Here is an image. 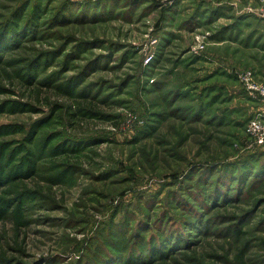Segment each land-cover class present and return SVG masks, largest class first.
<instances>
[{"label":"rangeland","instance_id":"1","mask_svg":"<svg viewBox=\"0 0 264 264\" xmlns=\"http://www.w3.org/2000/svg\"><path fill=\"white\" fill-rule=\"evenodd\" d=\"M11 21L37 32L0 57V264H264L239 77L264 85V0H0Z\"/></svg>","mask_w":264,"mask_h":264},{"label":"trees","instance_id":"2","mask_svg":"<svg viewBox=\"0 0 264 264\" xmlns=\"http://www.w3.org/2000/svg\"><path fill=\"white\" fill-rule=\"evenodd\" d=\"M21 21H22L21 18L20 19L17 18V20H15L14 22H16L18 24V22H21ZM14 22L11 21L10 22L11 24L8 27H5L4 30H0V57L4 55V52L2 49H6V48H8V46H10L12 44H13V46H11V47H15V45H18L21 42L20 40L29 38L33 34L35 35V33L37 32V27H36L35 23L29 24V25L26 24L25 27L21 28L18 25H17V27L15 25H13V24H15ZM10 40H12V42H9ZM9 49L10 48H8L4 51L7 52ZM34 64H35V62H34ZM28 70H30L29 67H28ZM5 162L6 161L5 160L3 161V158L0 157V163L4 164ZM27 164L30 165V163H27ZM134 237H136V235H134ZM145 240H147V237L145 238ZM137 241L138 242L144 241V237L140 236L139 238H137ZM133 244H135V245L132 248H136V246H140L134 240L130 241L128 245H133ZM127 253L128 254H126V255H128V259H129V257L131 258L132 255L130 254V252H127ZM83 264H86V263H83Z\"/></svg>","mask_w":264,"mask_h":264},{"label":"built area","instance_id":"3","mask_svg":"<svg viewBox=\"0 0 264 264\" xmlns=\"http://www.w3.org/2000/svg\"><path fill=\"white\" fill-rule=\"evenodd\" d=\"M251 73L243 72L239 74L242 81L247 83L250 93L264 99V85H259L252 81ZM258 116L250 119L246 127V133L257 146H264V108Z\"/></svg>","mask_w":264,"mask_h":264}]
</instances>
